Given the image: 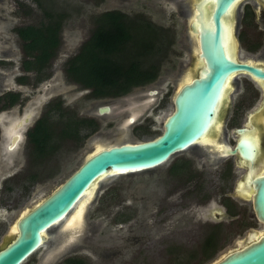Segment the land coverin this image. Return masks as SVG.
<instances>
[{"label": "flooded vegetation", "instance_id": "flooded-vegetation-1", "mask_svg": "<svg viewBox=\"0 0 264 264\" xmlns=\"http://www.w3.org/2000/svg\"><path fill=\"white\" fill-rule=\"evenodd\" d=\"M199 1L143 0L144 6L164 14L169 11V22L158 26L143 8L131 12L127 8L128 0H97V4L103 2V8L92 16L86 36L75 47H71L74 49L55 67L56 56L63 49V28L70 15L65 8L56 5V0H11L14 6L13 14L29 21L10 28L18 41L20 51L16 73L13 72L10 58L16 54V51L12 50L11 36L4 29L0 30V67L7 68L11 74L15 73L12 78L16 88H11L9 82L4 83V76L0 74V115L10 112L14 106L19 107V117L12 122L7 118V124L1 125L0 139H4V150L7 153L17 151L22 142L25 154L22 160L17 155L9 159L8 154L1 158V174L16 168L1 178L0 204L6 207L7 212L10 206L17 203L20 196L27 194L33 183L45 181V177L49 179L53 176L57 166L46 163L54 157L57 160L59 150L68 146H72L69 151L91 146L89 151L93 149V152L97 145L109 146L107 141L112 138V134L106 128L116 129L118 134L121 133L120 140L115 142H128L125 138L128 132H147L154 124V117L160 110L158 102L153 104L154 97L161 92L164 82H174L176 91L179 86L200 76L198 69L205 67L199 48L201 31L189 27V24H195L196 6ZM38 3L44 8L48 6L45 10L52 14L61 15L55 34L56 41L58 40L55 54L42 62V66L34 64V61L41 62L40 60L26 54L23 47L26 41L17 34V30L25 26L42 27L38 23L45 20V15ZM208 4L210 5L211 1L203 3V13L204 21L209 24L211 10L207 7ZM8 5L9 0H0V23L6 24L12 20ZM107 13L125 17L124 21L132 25L129 29L130 39L90 40L97 28L104 33L107 29L109 32L113 30L112 26L108 27L112 20L106 16ZM220 21L229 27L231 33L226 34L228 58H234L236 63H246L264 69V1L238 0L228 8V15L220 17ZM150 25L157 27L156 41L153 39V28H150ZM84 43L98 47H157L162 49L161 64L168 66H164L163 74L158 75V72L152 81L132 87L123 94L93 97L90 95L91 87L79 85L66 71L69 67L67 61L78 53ZM25 61L29 63L25 64ZM61 80L70 88L60 90ZM261 81L245 71L229 73L215 105L209 131L200 136L192 146L174 154L166 161L168 163L164 172L169 187L165 196L166 202L160 212L163 215V224L166 223L165 234L168 237H180L181 233L190 231L188 229L191 222L201 221L202 236L199 249H202L208 243L215 247L218 239H223L227 229L234 223L247 226L250 212L244 208L243 203H250L251 186L248 181L264 172V86ZM75 87L81 91L80 95L85 100L90 101L89 106L78 107L72 104L71 98L68 97L74 93ZM26 89L36 92L32 100V96L24 93ZM10 94L16 95L12 103L8 101ZM104 106H107L108 110L100 113L98 109ZM73 120L78 122L80 137L76 141L67 135L68 124ZM126 127L131 129L125 130ZM41 129L45 131L41 133ZM240 129L241 131H238ZM42 138L45 142L41 147L39 143ZM239 140L251 143L247 158L238 148L235 149ZM96 142L100 143L95 144ZM16 188L19 189L20 196H14L10 201L9 194ZM92 189L76 203L61 222L52 225L42 234L43 241L40 246L19 264H69L70 258H81L89 263L83 255L92 248L87 241L90 221L87 216L89 200L86 199ZM214 197L218 203L211 206L210 202ZM123 200L124 198L114 206L120 208ZM192 201L197 202L194 205L196 210L191 208ZM81 207L83 211L79 218L77 210ZM24 210L10 222L7 235L0 240V249L15 234L13 225ZM174 215H177V221L171 220ZM114 221L119 223V231L123 230V223H127L124 233L119 235L120 238L135 241V213L118 209ZM246 234L247 232L244 235ZM115 247H103L102 252L105 255L116 254L120 248Z\"/></svg>", "mask_w": 264, "mask_h": 264}, {"label": "rangeland", "instance_id": "rangeland-1", "mask_svg": "<svg viewBox=\"0 0 264 264\" xmlns=\"http://www.w3.org/2000/svg\"><path fill=\"white\" fill-rule=\"evenodd\" d=\"M96 1L97 0H56V5L65 8L70 16L63 28V49L60 50L56 56V60L54 61L55 67H57L74 49L71 47H75L76 44L81 42L86 36L87 30L91 26L92 16L103 8V2L97 4ZM142 1L143 0H128L129 7L127 8L130 9L131 12L143 8L147 16L158 26L166 25L169 22V11H166V14H164L157 9L144 6ZM8 9L11 12L10 16L12 20L6 24L1 22L0 30L4 29L5 32L11 36L10 42L13 48L12 50H15L16 54L14 57L10 56V58L12 60L13 72L16 73L17 71L15 70H18L20 51L18 41L15 35L10 31V28L24 21L28 22L29 20L26 21L22 17L13 14L14 6L11 0H9ZM164 66L166 67L168 65L160 64L158 75L163 74ZM13 72L11 74L7 71V68L0 67V74L4 76L3 82H9L11 88H15V82L12 78V75L15 73ZM174 84L175 83L172 81L167 84L164 82L161 92L157 97H154L155 101L153 104L158 102L160 105V110L154 117V124L147 132L139 133L133 131L132 134L128 132V136L125 137L127 138L126 141L131 142L151 139L160 133L162 122L172 109V96L176 88ZM59 86V89L62 91L68 87L62 80ZM73 91L74 93L68 97L69 99L71 98L70 101L73 105L78 107H87L90 105V101L85 100L83 96L80 95L81 91L78 90V88H73ZM24 93L32 96L30 100H32L35 97L33 95L36 94V92L30 89H26ZM10 110L11 111L8 113H1L0 127L1 125L7 124V118L12 122L19 117L18 106H14L13 109ZM130 129L131 127L125 128V130ZM106 130L110 131L112 134V138H109L107 141L108 144L120 140L121 133L118 134L116 129L106 128ZM97 143L100 142H96L95 144ZM4 144V139H0V164L2 163L1 158L7 156L6 154H8L7 157H9V159H12L14 155H17L21 160L24 158L25 154L22 142L18 145L17 151L15 150L8 153L4 150ZM71 148L72 146L64 147L58 151L56 155L57 160H55L54 157V159L48 160L46 163L47 165L57 166L52 177L49 179L45 177V181L33 183L25 196L19 195L18 188L9 194L10 201L18 195L21 198H18L14 206L9 207L8 212L5 210L6 207L0 204V207H3L0 209V240L7 235L8 226L10 222L16 218L18 213L32 206L60 184L78 166L91 146L69 151L68 149ZM91 151H89L86 156ZM167 163L168 162L152 171L107 176L98 184L94 185L92 193L88 198L89 213L87 215L90 221L87 241L90 242L92 248L87 250L85 255H83V258L90 264H210L217 260L228 249L232 248L237 240L242 241L245 236L244 234L249 230H262V224L256 221L254 216H252L250 203L244 202V208L250 212L247 226L234 223L227 229L224 238L221 240L219 238L214 249L206 254L203 253L202 249H199V244L201 242L200 237L202 236L201 221L194 220L191 222L190 228L188 229L190 231H186L183 234L181 233L180 237H172V235L168 237V235L165 234L167 230L166 223L163 224V215L160 212L163 203L166 202L165 196L167 195L169 187L164 172ZM15 169L16 168L11 169L10 172L15 171ZM9 173L8 170L3 174L0 173V184L1 178L7 176ZM123 198L124 200L120 208L114 206L116 202ZM211 200V206H215L218 203L216 197ZM192 203L193 205L191 208L196 210L194 205L197 204V202L192 201ZM118 209L124 212L135 213L137 219L136 224L133 225L136 233L135 241L125 240L122 239V237L120 238L119 235L124 233L127 223H123V230L119 231L117 229L119 223H115L114 217ZM191 212H193V210H191ZM176 219L177 215L171 218L172 221H177ZM113 246H116L115 248H120V251L110 255H105L102 252L103 247L110 249ZM28 259H30V257Z\"/></svg>", "mask_w": 264, "mask_h": 264}, {"label": "water", "instance_id": "water-1", "mask_svg": "<svg viewBox=\"0 0 264 264\" xmlns=\"http://www.w3.org/2000/svg\"><path fill=\"white\" fill-rule=\"evenodd\" d=\"M211 10L209 24L204 21L203 3ZM264 1V0H263ZM232 0H200L196 6L195 24L190 29L201 31L200 56L205 67L174 92L172 109L162 122L160 133L151 139L114 142L88 156L52 191L25 209L14 223L15 234L0 249V264H19L43 241L42 234L61 222L76 203L107 176L124 175L154 169L174 154L181 152L209 131L215 105L229 73L245 71L264 80V69L228 58L226 34L229 27L220 17L228 15ZM104 106L100 113L107 111ZM238 131H241L238 130ZM244 157L251 150L250 141L235 144ZM234 152V151H232ZM251 209L262 230H249L242 241L210 264H264V172L248 181Z\"/></svg>", "mask_w": 264, "mask_h": 264}, {"label": "trees", "instance_id": "trees-1", "mask_svg": "<svg viewBox=\"0 0 264 264\" xmlns=\"http://www.w3.org/2000/svg\"><path fill=\"white\" fill-rule=\"evenodd\" d=\"M38 6L44 10L45 15V20L38 23L42 27L25 26L18 29L17 34L26 41L23 43L26 54L40 60L41 62L34 61V64L42 66V62L52 58L55 54L58 42L55 34L60 25L61 15L45 10L48 6L44 8L39 3ZM106 16L112 20L111 23H108V27L112 26L113 30L109 32L107 29V32L104 33L97 28L90 40L124 41L130 39L129 29L132 25L124 21V16H114L109 13ZM151 27L153 28L151 29L153 30V39L156 41L157 27L150 25ZM161 56L162 49L157 47H98L84 43L78 53L67 61L69 67L66 68V71L70 78L79 85L91 87V96H115L129 91L132 87L152 81L159 72ZM26 63L29 61H25ZM15 99L16 95L10 94L8 101L12 103ZM68 125L69 133L67 135L75 141L78 140L80 137L77 128L78 122L73 120ZM44 131L41 129V133ZM44 142L45 140L42 138L39 145L42 147ZM213 249L214 246L208 243L202 248V251L206 254ZM69 260V264H90L81 258H70Z\"/></svg>", "mask_w": 264, "mask_h": 264}, {"label": "bare ground", "instance_id": "bare-ground-1", "mask_svg": "<svg viewBox=\"0 0 264 264\" xmlns=\"http://www.w3.org/2000/svg\"><path fill=\"white\" fill-rule=\"evenodd\" d=\"M104 147H107V146H104ZM104 147L96 146V148H95V150H94L93 152H95V151H97V150H99V149H101V148H104ZM93 152H91V153H93ZM91 193H92V191H90V193L88 194V196L86 197V199H88V198L90 197ZM84 198H85V197H84ZM24 211H25V210H24ZM24 211H23V212H24ZM82 211H83V208H82V207H81L80 209L77 210V212H78L77 215H78L79 218H80L81 215H82ZM23 212H21V214H23ZM21 214H20V215H21ZM20 215H19V216H20ZM13 226H14V225H13ZM14 230H15L14 227H12V231H14ZM260 232H261V231H260ZM14 233H15V231H14ZM13 235H14V234H13ZM13 235H12V236H13Z\"/></svg>", "mask_w": 264, "mask_h": 264}, {"label": "snow or ice", "instance_id": "snow-or-ice-1", "mask_svg": "<svg viewBox=\"0 0 264 264\" xmlns=\"http://www.w3.org/2000/svg\"><path fill=\"white\" fill-rule=\"evenodd\" d=\"M213 2L215 3V2H217V0H213ZM237 2H238V0H232L233 4H235ZM261 84H262V86H264V80L261 81Z\"/></svg>", "mask_w": 264, "mask_h": 264}]
</instances>
